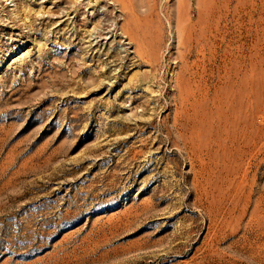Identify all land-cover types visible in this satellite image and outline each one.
<instances>
[{
    "label": "rangeland",
    "instance_id": "obj_1",
    "mask_svg": "<svg viewBox=\"0 0 264 264\" xmlns=\"http://www.w3.org/2000/svg\"><path fill=\"white\" fill-rule=\"evenodd\" d=\"M255 226L264 0H0V264H264Z\"/></svg>",
    "mask_w": 264,
    "mask_h": 264
},
{
    "label": "bare ground",
    "instance_id": "obj_2",
    "mask_svg": "<svg viewBox=\"0 0 264 264\" xmlns=\"http://www.w3.org/2000/svg\"><path fill=\"white\" fill-rule=\"evenodd\" d=\"M207 38V37H206ZM180 40V39H179ZM180 45H181V42L179 41L178 42ZM205 45H206V42H205ZM181 48L182 49H184L185 50V47L184 46H181ZM181 53V56L183 55L182 54V52H180ZM204 56L206 57V58H209L210 56H211V54L210 53H208V50L206 51H204ZM261 227V226H260ZM255 229H254V231H252V229H251V231L253 232L252 233V235L253 236H251V237H253V238H255V239H260V238H263L264 237V230L261 228H258V227H254ZM251 235V234H250Z\"/></svg>",
    "mask_w": 264,
    "mask_h": 264
}]
</instances>
